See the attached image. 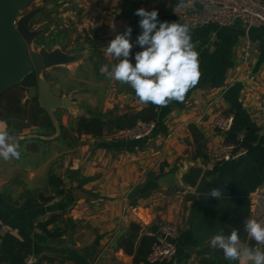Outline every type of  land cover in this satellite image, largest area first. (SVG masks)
<instances>
[{
	"label": "crops",
	"instance_id": "crops-1",
	"mask_svg": "<svg viewBox=\"0 0 264 264\" xmlns=\"http://www.w3.org/2000/svg\"><path fill=\"white\" fill-rule=\"evenodd\" d=\"M184 1L80 0L78 4L74 1L72 11L57 8L59 20H76L82 9L88 15L83 32L78 31L74 41L67 42L65 37L53 43V48L81 51L84 57L53 68L83 74L88 83L85 90L103 92L100 104L92 102L94 92H86L85 101L79 102L72 95L74 91H56L53 81L55 93L70 95L78 110H55L59 132L52 136L25 128L23 138L16 142L20 158L0 157L1 232L32 246V264H149L135 262V252L142 236L152 234L150 227L161 223L180 230L173 264H201L199 250L210 244L214 235H229L234 229L239 230L241 244L253 247L243 225L253 194L264 185V25L250 27L248 32L242 23L193 28L175 13V7ZM140 8L157 10L160 22L189 25L198 53L199 81L182 103L154 105L156 120L163 123L166 132L157 127L153 135L142 140L118 139L107 125L101 136L78 135L72 125L80 115H101L109 120L146 106L130 86L101 73L103 65L111 70L117 62L105 54L106 46L127 27L132 29L133 43L129 59L135 64V54L143 50L136 43L142 34L141 18L135 15ZM247 33L252 53L244 65L239 52ZM224 112L233 113L235 122L227 134L211 128L212 120ZM0 124L9 132L6 121ZM61 125L71 128L73 140L60 135ZM242 134L245 153L206 166L212 147L235 141ZM201 161L205 162L203 176L187 193L183 192L186 188L159 184L162 176L178 175L188 164ZM53 176L61 181L59 185ZM213 188L224 193L218 200L207 198ZM59 189L64 192L58 194ZM42 195L53 198L43 202ZM125 211L127 221L122 218ZM55 215L60 218L48 229L60 234L49 235L38 225ZM132 222L142 229L130 252L125 244Z\"/></svg>",
	"mask_w": 264,
	"mask_h": 264
},
{
	"label": "clouds",
	"instance_id": "clouds-1",
	"mask_svg": "<svg viewBox=\"0 0 264 264\" xmlns=\"http://www.w3.org/2000/svg\"><path fill=\"white\" fill-rule=\"evenodd\" d=\"M183 7V3L179 5ZM141 19L142 34L136 43L143 49L135 54V64L129 59L133 43L131 27L117 34L106 46V55L117 61L103 65L101 73L107 78L131 87L142 104L166 107L172 101L183 102L187 92L195 87L200 78L198 53L191 40L187 23L160 22L158 11L137 9ZM20 145L10 139L9 132L0 124V157L4 160L20 158ZM213 188L208 197L217 200L223 195ZM244 231L256 242V247L241 244L239 230L229 235H214L211 246L223 251L224 258L237 264H264V221L250 218L244 221Z\"/></svg>",
	"mask_w": 264,
	"mask_h": 264
},
{
	"label": "water",
	"instance_id": "water-1",
	"mask_svg": "<svg viewBox=\"0 0 264 264\" xmlns=\"http://www.w3.org/2000/svg\"><path fill=\"white\" fill-rule=\"evenodd\" d=\"M33 0H0V94L7 88L19 84L27 89L25 103L37 97L39 104L51 116L56 132L59 125L55 110L68 108L78 110L70 95H58L53 90V80L45 77V71L55 66H67L79 62L84 53L67 52L60 47L38 46L37 40L43 28H34V19L50 9V3H43L28 11L25 9ZM60 2V1H58ZM248 27L247 24H244ZM10 139L18 142L22 135L9 132ZM205 170V162L188 164L178 175L169 173L159 179L160 185L194 189ZM76 194V192H75ZM159 225L150 227L156 234ZM251 263V262H250Z\"/></svg>",
	"mask_w": 264,
	"mask_h": 264
},
{
	"label": "trees",
	"instance_id": "trees-1",
	"mask_svg": "<svg viewBox=\"0 0 264 264\" xmlns=\"http://www.w3.org/2000/svg\"><path fill=\"white\" fill-rule=\"evenodd\" d=\"M44 13V12H43ZM46 31L43 30L42 33ZM41 35V34H40ZM45 35V34H44ZM45 37H38L37 44L48 45L44 42ZM43 41V42H42ZM49 48V47H48ZM53 48V44L51 48ZM45 77L50 78L45 72ZM27 96V89L22 85L16 84L0 94V121H6L9 125V132L12 134L21 135L25 128H33L38 135L52 136L56 133V126L48 114V112L39 104L37 97H33L29 102L25 103L24 99ZM141 121H155L157 127L166 132V127L163 123L156 120V107L148 104L138 110L127 111L111 117L109 120H104L101 115L86 117L80 115L76 117L72 129L77 131L78 135L90 134L92 136H101L107 125L112 129L117 130L125 127H133L137 122ZM71 128L60 126V135L68 136L73 140L70 133ZM240 143V142H239ZM240 145L246 146L245 142ZM56 185L60 184V180L52 177ZM62 189L58 190V194L63 193ZM53 196L41 197L43 202H48ZM33 203V202H32ZM34 204V203H33ZM58 215L53 216L51 219L39 223V227L49 235H58V231H49L48 226L54 223ZM141 225L136 222L130 224V233L126 238L125 247L128 251H133L134 243L141 231ZM2 224L0 223V262L7 264H25L29 256H31L33 249L32 246L24 241H21L11 233L2 235ZM156 240V236L152 234H144L141 238L140 244L136 249L135 262L147 261L148 254L151 251L152 245ZM201 264H237V262H230L224 258L223 251L211 246L205 245L199 250ZM149 264H173V261H162Z\"/></svg>",
	"mask_w": 264,
	"mask_h": 264
},
{
	"label": "built area",
	"instance_id": "built-area-1",
	"mask_svg": "<svg viewBox=\"0 0 264 264\" xmlns=\"http://www.w3.org/2000/svg\"><path fill=\"white\" fill-rule=\"evenodd\" d=\"M183 7L177 5L175 13L187 22L191 27L197 28L209 24L219 26H231L236 23L247 24V32L250 27L264 25V1L262 0H186ZM252 53V40L249 34L244 38L243 48L239 52L241 62L246 65ZM235 125L233 113H220L211 122V128L223 134L229 133ZM157 129L155 121L139 120L133 127H125L115 130L114 136L118 139L142 140L154 134ZM244 134L235 141H225L215 145L211 149L207 167L215 163L228 161L237 158L247 151V148L240 145ZM240 142V143H239ZM189 189L183 190L187 193ZM123 221L129 220L127 211L122 215ZM264 221V185L259 187L252 197L249 217ZM180 235L177 226L170 223H161L158 232L155 234L151 251L148 254V263L162 261H173L177 255L178 247L176 239ZM248 242L256 247V242L248 237ZM264 250V245H260ZM33 258L29 256L25 264H32Z\"/></svg>",
	"mask_w": 264,
	"mask_h": 264
},
{
	"label": "rangeland",
	"instance_id": "rangeland-1",
	"mask_svg": "<svg viewBox=\"0 0 264 264\" xmlns=\"http://www.w3.org/2000/svg\"><path fill=\"white\" fill-rule=\"evenodd\" d=\"M59 0H33L29 6L25 9V11H28L29 9L41 5L43 3H50L52 5V7L48 10H46L44 13H42L41 15L37 16L33 23L32 26L36 29L38 28H43L44 31H46L45 33H41V35L39 37H45V43L48 45L49 48H51V45L55 42V41H59V40H65L69 42V41H74L73 38L76 37V33H78V31L81 30V32H83L84 29V20L86 18V16L88 15L87 11L84 12V8L85 7V2H82V13H78L77 15H75L76 20H70L67 18H62L61 20H59L58 18V11L57 8H61L64 9L65 11H72L73 10V3L74 1H77V4L79 3L78 1L80 0H61L60 2H58ZM89 7V6H88ZM55 13V14H53ZM45 34V35H44ZM66 37V38H65ZM73 37V38H72ZM65 41V42H66ZM43 42V41H42ZM76 43H79V40L75 41ZM75 67V66H72ZM74 68H72L73 70ZM82 70L85 71V69L83 68ZM75 71V69H74ZM87 71L83 72L86 73ZM47 75L52 78V80L54 81L55 85L54 88L56 91H58L59 93L61 92H67V91H74V93H72V95L75 97V99L77 101H85L86 97L85 93H92L94 92V96H93V101L94 104H100V102L102 101V99H100L101 93L103 91H90V89L85 90V87L88 83L85 81V77H83L80 75H77L75 72L73 71H66L64 70V68H53L48 70ZM79 79H82V81H78ZM84 79V80H83ZM76 89V90H75ZM93 94V93H92ZM90 97V96H89ZM100 99V102H99ZM25 101V99H24ZM80 104H83L82 102Z\"/></svg>",
	"mask_w": 264,
	"mask_h": 264
},
{
	"label": "flooded vegetation",
	"instance_id": "flooded-vegetation-1",
	"mask_svg": "<svg viewBox=\"0 0 264 264\" xmlns=\"http://www.w3.org/2000/svg\"><path fill=\"white\" fill-rule=\"evenodd\" d=\"M41 28V27H40ZM43 32V31H42Z\"/></svg>",
	"mask_w": 264,
	"mask_h": 264
}]
</instances>
